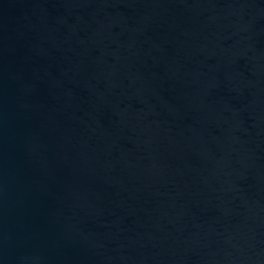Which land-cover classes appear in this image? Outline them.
I'll list each match as a JSON object with an SVG mask.
<instances>
[{"label":"water","instance_id":"water-1","mask_svg":"<svg viewBox=\"0 0 264 264\" xmlns=\"http://www.w3.org/2000/svg\"><path fill=\"white\" fill-rule=\"evenodd\" d=\"M0 264H264V0H0Z\"/></svg>","mask_w":264,"mask_h":264}]
</instances>
